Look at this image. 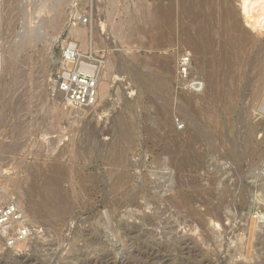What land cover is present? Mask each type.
Segmentation results:
<instances>
[{
    "label": "rangeland",
    "instance_id": "374dc122",
    "mask_svg": "<svg viewBox=\"0 0 264 264\" xmlns=\"http://www.w3.org/2000/svg\"><path fill=\"white\" fill-rule=\"evenodd\" d=\"M69 43L93 106L57 91ZM11 200L37 232L0 264H264V26L241 0H0Z\"/></svg>",
    "mask_w": 264,
    "mask_h": 264
},
{
    "label": "built area",
    "instance_id": "2783aa9c",
    "mask_svg": "<svg viewBox=\"0 0 264 264\" xmlns=\"http://www.w3.org/2000/svg\"><path fill=\"white\" fill-rule=\"evenodd\" d=\"M86 20L81 19L82 22ZM62 59L66 67L58 76L57 91L63 94L65 104L72 108L93 106L97 101L95 67L81 61L75 43H69L63 48ZM83 64L92 67V70L88 72L82 70ZM187 66L188 58H181V75L187 73ZM191 82L189 86L196 90ZM36 232V226L16 201H0V244L7 248L13 247L31 239Z\"/></svg>",
    "mask_w": 264,
    "mask_h": 264
},
{
    "label": "bare ground",
    "instance_id": "6f19581e",
    "mask_svg": "<svg viewBox=\"0 0 264 264\" xmlns=\"http://www.w3.org/2000/svg\"><path fill=\"white\" fill-rule=\"evenodd\" d=\"M241 7L245 16L248 17V19L253 20L254 24L256 25L259 24V26H264V0H241ZM256 8H257V13L256 15H253L252 11L255 10ZM91 68L92 67H89L85 64L82 65V69H84L86 72L92 70ZM194 85L197 87L202 86V82L198 80L195 84H193V86ZM106 91H107V81L103 79L101 83H98L97 96H103L106 93Z\"/></svg>",
    "mask_w": 264,
    "mask_h": 264
}]
</instances>
